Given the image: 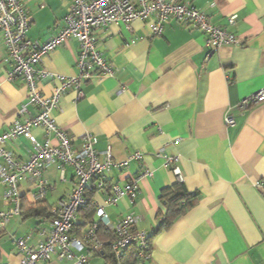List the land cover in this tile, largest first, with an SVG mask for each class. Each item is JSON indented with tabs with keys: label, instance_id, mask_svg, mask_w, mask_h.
Listing matches in <instances>:
<instances>
[{
	"label": "crops",
	"instance_id": "1",
	"mask_svg": "<svg viewBox=\"0 0 264 264\" xmlns=\"http://www.w3.org/2000/svg\"><path fill=\"white\" fill-rule=\"evenodd\" d=\"M189 3L205 13L209 22L225 27L235 15L229 31L241 42L207 56L201 33L170 22L162 34L153 37L146 23L136 21L130 29L110 25L94 36L113 75L94 78L79 93L64 95L53 116L56 124L80 147L85 133L97 139L98 152L110 150L114 164L139 153L141 159L124 168L104 173L105 188L90 195L92 206L77 215L71 238L82 240L102 206L112 223L128 215L141 218L136 230L149 237L157 228L159 201L163 189L177 182L171 167L157 157L159 149L177 158L176 167L189 193H199L198 203L177 218L171 228L153 240L150 258L139 264H264V102L240 113L234 107L264 89V0H170ZM32 21L27 32L40 43L58 33L69 4L66 0H22ZM78 43L70 40L38 65L54 76L71 78ZM5 50L0 35V135L8 130L26 103L27 89L20 80H7L8 67L2 65ZM44 96L51 94L48 80L39 85ZM28 115H34L32 107ZM228 113L234 125L226 127ZM32 135L40 144L56 141L39 129ZM19 161H26L32 146L18 137L6 146ZM101 160H103L101 158ZM145 171L152 178H141ZM44 178L51 189L45 206L52 207L69 191L73 171L63 175L48 168ZM138 185L134 205L121 198L107 205L111 187L131 180ZM0 211L12 206L3 202ZM31 190L20 186L21 215L0 229V264H19L14 240L44 224V217H26ZM35 239L31 243H35ZM91 264H104L91 256ZM40 264H70L55 258Z\"/></svg>",
	"mask_w": 264,
	"mask_h": 264
},
{
	"label": "built area",
	"instance_id": "2",
	"mask_svg": "<svg viewBox=\"0 0 264 264\" xmlns=\"http://www.w3.org/2000/svg\"><path fill=\"white\" fill-rule=\"evenodd\" d=\"M66 1L69 7L62 28L47 41L40 43L27 37L32 18L22 0H0V35L5 50L2 65L9 69L8 82L20 80L27 89L26 103L18 111L22 119H16L0 135V186L4 189L1 198L4 203L12 206L9 211H0V229H5L13 218L21 215L22 184L31 190L30 196L34 203L44 202L47 191L51 189L44 178L45 171L54 166L62 176L68 167L73 171L70 191L50 208V218L45 219L43 225L14 240L20 255L19 264H40L52 258L70 264H91L90 257L98 254L103 245L98 236L101 228L110 229L113 233L110 250L117 264H121L124 251L133 244L137 245L139 262L147 261L151 252L148 237L136 230L141 218L133 214L112 223L104 208L97 206L96 220L89 225L82 240L71 238L77 215L91 203L89 194L105 188L104 173L113 168H124L128 162L140 160L141 155L134 153L125 162L114 164L109 149L103 152L95 149L97 139L90 133L80 138L81 145L76 149L73 138L56 124L53 113L61 98L69 91L79 93L81 86L92 79L113 75L112 67L104 58L94 36L96 30L110 25L129 30L132 23L140 21L148 25L151 36L158 37L166 24L174 22L199 31L209 57L222 48L241 44L229 31L237 17L232 15L227 18L225 27H217L209 22L205 13L189 3H174L170 0ZM70 40L78 43L76 76H54L38 68L43 59ZM45 80L51 83L49 96L39 91L40 83ZM263 102L264 89L241 100L234 109L245 113L252 106ZM28 107L35 110L34 115H28ZM224 124L226 127L234 125V119L228 111ZM34 129L41 130L45 137L52 135L56 144L53 145L49 140L38 143L31 133ZM18 137L26 138L32 146L26 161L17 160L6 148ZM156 155L164 160L165 166L171 167L177 181L182 183L180 173L174 167L177 158L166 155L164 149H159ZM152 177L150 171L141 175L143 179ZM110 190L107 205H114L119 199L125 198L132 206L138 195V185L133 179L125 185L115 184ZM33 239L35 243H31Z\"/></svg>",
	"mask_w": 264,
	"mask_h": 264
},
{
	"label": "trees",
	"instance_id": "3",
	"mask_svg": "<svg viewBox=\"0 0 264 264\" xmlns=\"http://www.w3.org/2000/svg\"><path fill=\"white\" fill-rule=\"evenodd\" d=\"M95 192V191H94ZM94 192L89 194L92 195ZM90 198V197H89ZM159 201L162 204L165 212L159 213V223L156 230L147 238L150 248L152 247L155 237L171 228L174 221L185 215L191 210L199 201V193H189L184 184L175 182L173 185L163 189L159 196ZM92 206V202L86 208ZM51 208V207H50ZM50 208L45 206L44 203H35L28 205L24 215L26 217H44L50 218ZM99 240L102 242V248L98 254H93L95 257L103 259L104 264H117L116 260L111 254L110 243L112 241L113 233L110 229L101 228L99 231ZM121 264H139L137 259V245L129 246L120 260Z\"/></svg>",
	"mask_w": 264,
	"mask_h": 264
}]
</instances>
